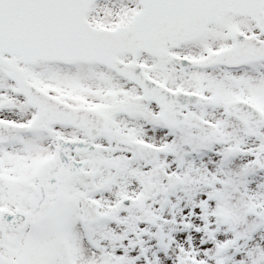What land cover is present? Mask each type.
<instances>
[{
	"label": "snow or ice",
	"instance_id": "obj_1",
	"mask_svg": "<svg viewBox=\"0 0 264 264\" xmlns=\"http://www.w3.org/2000/svg\"><path fill=\"white\" fill-rule=\"evenodd\" d=\"M0 264H264V0H0Z\"/></svg>",
	"mask_w": 264,
	"mask_h": 264
}]
</instances>
